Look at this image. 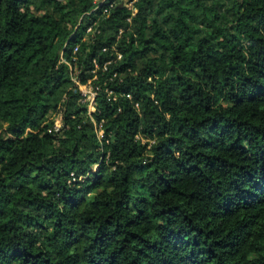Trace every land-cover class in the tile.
<instances>
[{
	"label": "trees",
	"instance_id": "obj_1",
	"mask_svg": "<svg viewBox=\"0 0 264 264\" xmlns=\"http://www.w3.org/2000/svg\"><path fill=\"white\" fill-rule=\"evenodd\" d=\"M124 1L0 0V264H264V0Z\"/></svg>",
	"mask_w": 264,
	"mask_h": 264
},
{
	"label": "built area",
	"instance_id": "obj_2",
	"mask_svg": "<svg viewBox=\"0 0 264 264\" xmlns=\"http://www.w3.org/2000/svg\"><path fill=\"white\" fill-rule=\"evenodd\" d=\"M125 5L133 12V15L136 13V8L134 6V1H129L128 2H125ZM114 4H111L110 7H112ZM105 13H108L109 12V8H106L104 10ZM96 25V22L92 25L89 26V28L87 29V34L88 33H92L94 31V26ZM77 50V47L75 48V51ZM86 87H89L88 90L85 91V93H82L83 94V97L81 98V102L85 103L88 107V114L91 115V118L92 120L94 121V117L92 116L93 113L96 111V97L98 95V92H97V89H95L91 84H88L87 86H84V87H81V90H83L84 88ZM138 106V104H137ZM102 123L103 121L100 122L99 124V129H98V132L100 135H103V129L101 128L102 126ZM61 128H62V125H59V124H55V130L57 132H60L61 131ZM75 179V177H74Z\"/></svg>",
	"mask_w": 264,
	"mask_h": 264
},
{
	"label": "rangeland",
	"instance_id": "obj_3",
	"mask_svg": "<svg viewBox=\"0 0 264 264\" xmlns=\"http://www.w3.org/2000/svg\"><path fill=\"white\" fill-rule=\"evenodd\" d=\"M125 2H128V0H125ZM85 38H88L87 34H86ZM88 89H89V87H86L83 90H81V92L82 93H85V91L88 90ZM50 114L52 115L53 113H50ZM54 122H55V124H59V125H62L63 126V113L62 112L59 113L58 115H56V117L54 118ZM138 138H140L141 141H143V142L146 141L145 138H143L142 135H139ZM96 169H98V165H95L93 167V170H96Z\"/></svg>",
	"mask_w": 264,
	"mask_h": 264
}]
</instances>
